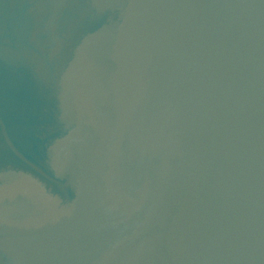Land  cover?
I'll use <instances>...</instances> for the list:
<instances>
[{"label":"water","instance_id":"water-1","mask_svg":"<svg viewBox=\"0 0 264 264\" xmlns=\"http://www.w3.org/2000/svg\"><path fill=\"white\" fill-rule=\"evenodd\" d=\"M32 0H0V24L20 26ZM82 24L58 65L40 76L20 65L0 61V264H187L170 249L166 237L196 206L251 217L264 229V0H71ZM95 5H105L95 7ZM134 14V15H133ZM232 14H243L236 16ZM246 25V35L240 25ZM124 34L101 43L94 58L97 84L88 115L90 143L81 166L89 178V203L61 166L58 149L69 134L60 119L64 110L61 78L86 46L108 26ZM204 54L220 49L234 86L227 128L224 179L230 195L215 196L214 177L198 191L177 186L165 196L159 221L140 231L150 202L137 185L120 188L119 197L141 205L122 214L113 191L130 171L126 120H133L153 96L161 70L174 50ZM215 167V165L213 166ZM195 191V194H194ZM77 207L74 217L60 213ZM106 217L113 223L100 227ZM127 237V239H125ZM35 239L58 242L60 258L21 261L5 242ZM152 250L136 256L135 249ZM135 257V258H133ZM251 264H264L257 250Z\"/></svg>","mask_w":264,"mask_h":264},{"label":"clouds","instance_id":"clouds-1","mask_svg":"<svg viewBox=\"0 0 264 264\" xmlns=\"http://www.w3.org/2000/svg\"><path fill=\"white\" fill-rule=\"evenodd\" d=\"M24 15L23 23L11 31L0 24V61L13 68L24 65L40 76L61 62L66 48L74 42L73 30L83 22L77 19L82 14L73 10L71 0H32ZM240 29L246 35V25L241 23ZM124 31L123 25L106 27L77 49L76 58L61 78L65 104L60 119L69 134L58 156L79 187L80 208L88 205L91 191L81 158L90 143L88 115L97 84L94 53L101 43L110 44ZM226 63L220 49L206 56L195 49L174 50L144 111L126 120L130 171L113 189L117 194L114 207L122 214L138 211L141 205L121 199L119 192L123 184L130 189L140 185L150 198L137 225L140 231L150 230L159 221L166 194L177 186L198 191L212 175L214 195L221 200L230 195L223 159L228 156V101L234 96V86ZM216 207L219 211L205 208L201 214V208L193 202L189 214L166 237L177 254L175 258L187 264H251L255 252L264 250V229L255 226L250 216L232 212L223 203L218 202ZM77 211V207H70L60 215L71 218ZM112 223L111 217L99 222L103 228ZM5 247L21 261L60 258L66 252L54 240H13L6 241ZM151 250V244L137 248L135 255Z\"/></svg>","mask_w":264,"mask_h":264}]
</instances>
